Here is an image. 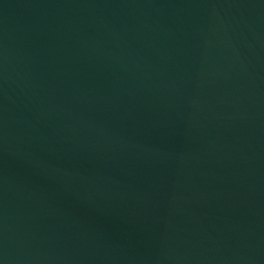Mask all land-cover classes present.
Masks as SVG:
<instances>
[{"label": "water", "instance_id": "obj_1", "mask_svg": "<svg viewBox=\"0 0 264 264\" xmlns=\"http://www.w3.org/2000/svg\"><path fill=\"white\" fill-rule=\"evenodd\" d=\"M0 264H264V0H0Z\"/></svg>", "mask_w": 264, "mask_h": 264}]
</instances>
